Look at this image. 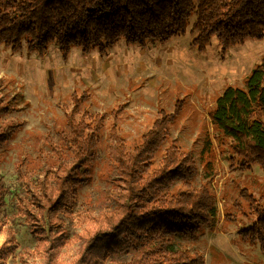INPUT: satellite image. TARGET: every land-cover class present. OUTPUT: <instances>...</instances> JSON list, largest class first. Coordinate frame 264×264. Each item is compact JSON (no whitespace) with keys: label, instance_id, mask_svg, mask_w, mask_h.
Masks as SVG:
<instances>
[{"label":"rangeland","instance_id":"1","mask_svg":"<svg viewBox=\"0 0 264 264\" xmlns=\"http://www.w3.org/2000/svg\"><path fill=\"white\" fill-rule=\"evenodd\" d=\"M197 21L195 15L184 34L165 42L140 45L121 39L106 51L86 52L76 46L65 55L55 42L41 55L0 45V96L12 108L0 125L8 131L20 126L0 147V264L131 262L130 250L113 254L96 248V216L107 209L119 183L109 157L110 127H120L133 143L163 111H174L176 105L184 107L173 137L198 162L195 184L207 183L219 205L215 228L205 225L197 238L181 240L188 259H195V264L201 260L203 264H264L260 244L239 236L251 218L234 210L239 221L225 223V213L241 187L260 193L264 170L258 164L247 170L231 169L220 155L210 116L223 90L243 86L264 59V38L248 39L226 50L213 38L199 50L192 44L199 32ZM71 110L78 115L105 113L106 129L96 154L71 164L80 172L76 206L61 214L63 224H48L44 217L58 207L59 193L49 205L37 202L36 207L26 208L24 201L31 198L29 182L36 183L46 168L60 163L52 145L60 143L59 132L67 126ZM24 174L30 176L23 178ZM188 197L192 203L199 200Z\"/></svg>","mask_w":264,"mask_h":264},{"label":"trees","instance_id":"2","mask_svg":"<svg viewBox=\"0 0 264 264\" xmlns=\"http://www.w3.org/2000/svg\"><path fill=\"white\" fill-rule=\"evenodd\" d=\"M195 15L199 32L192 44L199 50L213 38L223 50L264 38V0H0V45L41 55L55 42L65 55L76 46L86 52L106 51L121 39L146 45L184 34ZM183 107L163 111L133 143L120 127H110L109 157L119 183L107 209L96 216V248L134 253L131 262L113 264H195L181 240L195 239L201 227L218 224L216 194L207 183L195 184L198 162L173 137ZM11 110L10 101L0 96V122ZM210 116L220 155L230 168L247 170L258 164L264 170V59L243 86L223 90ZM66 120L67 126L59 132L60 143L52 145L60 163L46 168L36 183L29 182L31 198L24 201L26 208L36 207L37 202L49 205L59 193L58 207L44 217L48 224H63L61 214L76 206L80 172L71 164L96 154L107 115L91 111L78 115L71 110ZM19 128L8 131L0 125V147ZM211 164L209 160L206 167ZM188 195L199 200L192 203ZM234 210L251 218L240 228V238L259 243L264 252V185L260 193L241 187L225 213V223L239 221Z\"/></svg>","mask_w":264,"mask_h":264}]
</instances>
